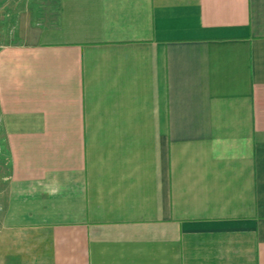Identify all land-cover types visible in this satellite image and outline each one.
<instances>
[{
  "label": "crops",
  "instance_id": "1",
  "mask_svg": "<svg viewBox=\"0 0 264 264\" xmlns=\"http://www.w3.org/2000/svg\"><path fill=\"white\" fill-rule=\"evenodd\" d=\"M47 1L0 0V264H264V0Z\"/></svg>",
  "mask_w": 264,
  "mask_h": 264
},
{
  "label": "rangeland",
  "instance_id": "2",
  "mask_svg": "<svg viewBox=\"0 0 264 264\" xmlns=\"http://www.w3.org/2000/svg\"><path fill=\"white\" fill-rule=\"evenodd\" d=\"M46 6H47L48 8H50V1H49V0L46 2ZM54 7H55V3H54ZM1 163H2V162H1Z\"/></svg>",
  "mask_w": 264,
  "mask_h": 264
}]
</instances>
